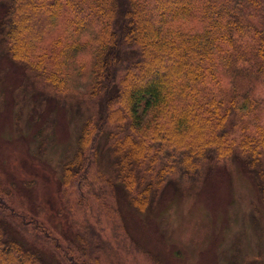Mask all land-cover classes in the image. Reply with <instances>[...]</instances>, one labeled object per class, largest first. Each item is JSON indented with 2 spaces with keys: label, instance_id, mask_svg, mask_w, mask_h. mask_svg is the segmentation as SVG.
Wrapping results in <instances>:
<instances>
[{
  "label": "trees",
  "instance_id": "16d2710c",
  "mask_svg": "<svg viewBox=\"0 0 264 264\" xmlns=\"http://www.w3.org/2000/svg\"><path fill=\"white\" fill-rule=\"evenodd\" d=\"M0 4L6 53L39 78L49 79L33 59L52 52L43 38L55 28L64 26L74 37L73 53L93 44L89 99L95 110L62 170L65 206L80 244L64 245L39 219L17 211L0 182V264H51L38 246L43 243L63 264H102L107 241L77 210L86 192L102 204L106 195L116 199L120 187L99 166L105 135L121 189L141 213L168 186H195L206 166L236 158L258 181L264 201V97L251 88L264 85V0ZM39 15L42 22L30 29ZM92 31L90 41L83 38Z\"/></svg>",
  "mask_w": 264,
  "mask_h": 264
},
{
  "label": "rangeland",
  "instance_id": "374dc122",
  "mask_svg": "<svg viewBox=\"0 0 264 264\" xmlns=\"http://www.w3.org/2000/svg\"><path fill=\"white\" fill-rule=\"evenodd\" d=\"M4 15L0 4V20ZM55 29L43 38L52 52L33 59L45 67L46 81L11 59L0 27V182L17 211L39 219L64 245H79L78 226L65 206L62 170L95 112L89 99L94 52L92 44L73 53L74 37L64 26ZM92 33L83 38L90 41ZM251 88L264 97V85ZM99 166L120 187L116 199L106 195L102 204L86 192L77 214L107 241L102 264H264V201L242 159L209 164L195 186H168L146 213L123 193L107 135ZM38 246L51 264L64 263L49 243Z\"/></svg>",
  "mask_w": 264,
  "mask_h": 264
}]
</instances>
